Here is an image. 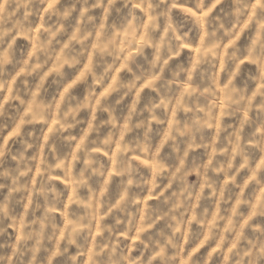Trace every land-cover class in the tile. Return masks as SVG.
Masks as SVG:
<instances>
[{
	"label": "clouds",
	"instance_id": "9594fccd",
	"mask_svg": "<svg viewBox=\"0 0 264 264\" xmlns=\"http://www.w3.org/2000/svg\"><path fill=\"white\" fill-rule=\"evenodd\" d=\"M0 264H264V0H0Z\"/></svg>",
	"mask_w": 264,
	"mask_h": 264
}]
</instances>
